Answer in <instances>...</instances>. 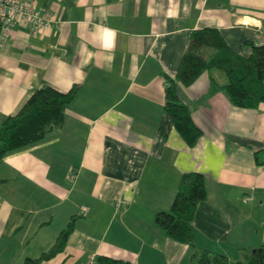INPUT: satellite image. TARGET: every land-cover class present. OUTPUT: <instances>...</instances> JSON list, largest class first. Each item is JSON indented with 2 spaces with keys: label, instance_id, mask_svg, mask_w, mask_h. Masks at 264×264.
Instances as JSON below:
<instances>
[{
  "label": "crops",
  "instance_id": "crops-1",
  "mask_svg": "<svg viewBox=\"0 0 264 264\" xmlns=\"http://www.w3.org/2000/svg\"><path fill=\"white\" fill-rule=\"evenodd\" d=\"M53 22L17 25L0 48V128L44 85L80 86L56 133L0 161V264L38 258L74 220L63 251L40 264H193V247L167 236L185 173L205 177L194 219L197 248L239 264L264 244V103L213 94L218 70L177 85L202 134L189 145L166 112L195 29L218 28L248 57L264 43V0H37ZM88 211L84 212L83 208Z\"/></svg>",
  "mask_w": 264,
  "mask_h": 264
},
{
  "label": "trees",
  "instance_id": "trees-1",
  "mask_svg": "<svg viewBox=\"0 0 264 264\" xmlns=\"http://www.w3.org/2000/svg\"><path fill=\"white\" fill-rule=\"evenodd\" d=\"M251 55L245 57L234 51L216 27L192 31L183 55L176 80L167 78L166 112L176 129L189 145H194L202 134L191 116L188 106L177 93L178 83L193 84L203 73L218 70L225 74L226 83L211 80L209 94L224 90L231 102L239 107L258 108L264 103V43L249 42ZM80 86L61 91L51 85L37 88L14 115L8 116L0 128V161L9 153L36 144L56 133L64 125L65 111L74 100ZM205 177L200 172L183 174L171 209L156 214V223L167 236L193 247V264H229L222 253L197 248L194 244V219L197 206L206 199ZM72 220L60 233L55 244L38 258H26L23 264H40L63 251L74 231ZM98 264H132L130 261L97 256ZM239 264H264V244L253 250Z\"/></svg>",
  "mask_w": 264,
  "mask_h": 264
},
{
  "label": "built area",
  "instance_id": "built-area-1",
  "mask_svg": "<svg viewBox=\"0 0 264 264\" xmlns=\"http://www.w3.org/2000/svg\"><path fill=\"white\" fill-rule=\"evenodd\" d=\"M46 11L37 0H0V48L11 38L13 29L19 24L34 35L52 25ZM83 211H88L87 207ZM88 264H98L93 258Z\"/></svg>",
  "mask_w": 264,
  "mask_h": 264
}]
</instances>
